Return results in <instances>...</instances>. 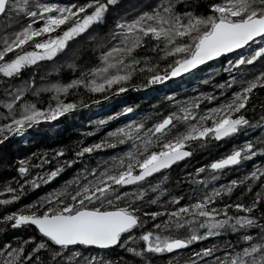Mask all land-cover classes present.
<instances>
[{"label":"snow or ice","instance_id":"obj_1","mask_svg":"<svg viewBox=\"0 0 264 264\" xmlns=\"http://www.w3.org/2000/svg\"><path fill=\"white\" fill-rule=\"evenodd\" d=\"M85 52L96 56L91 66L78 62ZM45 61L79 74L42 86ZM201 66L210 69L205 83L228 74L215 84L220 92L169 95L174 108L159 119L125 106L97 126L136 118L98 141L19 159L0 185V233L31 234L0 239V264H264V0H0V144L88 107L81 89L106 100ZM43 92L51 93L46 106ZM73 93L79 98L67 99ZM256 129L174 181L187 182L190 194L170 191V171L187 166L195 148ZM108 149L116 151L100 156ZM76 165L34 200L8 207ZM237 168L241 175L219 183ZM230 233L235 240L224 239ZM209 238L217 242L190 248Z\"/></svg>","mask_w":264,"mask_h":264},{"label":"trees","instance_id":"obj_2","mask_svg":"<svg viewBox=\"0 0 264 264\" xmlns=\"http://www.w3.org/2000/svg\"><path fill=\"white\" fill-rule=\"evenodd\" d=\"M127 1L128 0H123L124 3H126ZM113 22H114V18L110 16L107 24L101 26V28H100L101 34L106 33L112 27ZM228 58L230 59L231 56ZM223 61H224V66H227L226 59H224ZM78 62L82 65L91 66L92 64H94L96 62V56L94 53L85 52V54L80 58V60ZM214 66L217 68L220 67L219 64H215ZM51 68H52L51 62L45 61L42 63L41 68H40V73L37 76V84H40L43 86L47 83L48 80H51V81L59 80L61 82H67L79 74L78 71L73 72L66 65H64V67H62L59 72L52 71ZM209 71H210V69L206 67L203 71L199 72L198 74H194L193 76L191 75L190 77H188L184 81L167 85L170 87V89L166 90L164 92V94L160 95L159 97H158V94L156 93V91H153L151 93L144 94V95H140V94L135 93V92H131L129 94H126L125 96L119 98L117 102H114L117 105L115 106V108L113 110H111V112H108V113L110 115H112L114 112L121 111V109L125 106H132L135 109L136 115L143 116V115L151 114L154 119H159L161 116L167 114L169 111H172L174 108V106L171 105L167 99V97L169 95L175 94L176 99L180 100V99H184L187 97L197 96L200 92H206V93H214V92L218 93V92H220L221 91L220 89L215 88V84L218 82H223V80L227 78L228 74L221 71L212 80L205 83L204 80L207 78V73ZM25 75L27 76V75H29V73H26ZM39 76H45L46 79L44 81H41ZM135 82L137 84L140 83L139 80H137ZM182 84L186 85V87H181ZM140 88L143 89V87H140ZM156 95H157V98L153 99ZM80 96H83L85 99V103L89 104V105L93 104V103H90V100H98V102L103 100L96 94L85 93L82 89L80 91ZM30 98L31 99H37V97H34V96L30 97ZM78 98L79 97L75 93H73L72 95H69L67 97V99H69V100L78 99ZM50 99H51V93H48V92L41 93V96L39 97V100L45 106H46V103ZM220 99H223V97H220ZM205 103H207V101H205ZM103 106L104 105L92 106L88 112H84V113L79 114V116H81V118L83 117L82 120L84 121V123H82L80 121H77L76 123H72L75 125H78V124L80 125L79 126L80 128L77 131L78 134L75 136H71V134H73L75 131L68 123L72 118H70L66 122H62L61 124H58V126H59L58 131H60V132L64 131L65 133L64 134L62 133L64 136L62 135L61 137L58 138L59 140H57L56 145H54L55 148L59 147V145H61V146L63 145V146L70 148V144L72 146V141H77V142L83 141L84 144H90V143L96 142L100 138H102L107 131L114 129L115 127L122 125L123 123H126L128 117L136 118V115L129 113V114H127V116H121L118 119H114L112 121H109L107 124H105L103 126H97L96 121L103 119L107 116H110V115L106 116V115H104L105 112L101 113V111H99L100 108H102ZM0 111H4V109L0 108ZM249 115L251 116L252 114L249 113ZM90 121L92 123H90ZM94 129H95L94 135H85L86 132H91ZM33 138L36 140H39V141H43L40 143L42 145L41 147L52 146V144L55 143V142H53L52 144L49 143V141H52V139L49 137L47 139V136H46L44 131L40 135H34ZM21 141H18V143H17L18 146H20V149L22 151H24V152L19 151V153H18L21 156V158L26 157V156H30L34 152L38 153V152L43 151V150L33 151V150H31V148L29 146H27V143H26L27 140H23L24 142L23 141L21 142ZM8 149H10V148H8ZM230 149H231V147H228V148L224 149L223 152L226 153ZM4 151H6V150H4ZM4 151L0 150V185H2L5 180H10V178L13 175H16L15 168H13V167H16L17 164H13V161L10 158L5 156L6 153H4ZM115 151H116V149H108L105 152H101L100 156H105L106 154H110V153H113ZM20 152H22V153H20ZM204 155H207L205 148H195L194 152H193V157L190 158V162L187 164V166H185V168H187V167L197 168V167H200L201 165L208 163V162H205V160L203 159ZM250 162L251 161H248L247 165ZM252 164L250 163L247 167L251 168ZM76 167H78V165L73 166V168H71V169H68L63 174V176L60 177L61 180L63 181V179L68 178L73 173V171L75 170ZM182 169H183L182 167H180V168L174 167V170L170 171V173H169L170 182L168 184V187H169L170 191H172V192H174L176 190L180 191L182 189L181 184L174 183V181L177 178L183 179L185 177V173H183ZM227 175H229V174H227ZM185 183H187V182H185ZM47 189H48V185L43 186L42 188L37 189V190L28 191L24 196H22V205L24 203H27L29 201L34 200L38 195L42 194ZM190 193H191V190L186 189L185 194H190ZM5 195H7V194H5ZM0 198H4V197L0 196ZM161 199L162 200L166 199V196L162 197ZM18 206L19 205L14 204V205H10L8 207L15 209ZM151 207L153 209L156 208L155 205H153ZM3 211H4L3 207H0V215L3 214ZM0 227H3V225H0ZM13 231L17 235L23 236L25 238L29 234H31L30 230L25 229V228H20V229H16V230L7 231L5 233H0V239H4L5 237L11 238ZM210 243H212V242H210ZM119 254H120V256L127 255L130 258V254H125L123 251H120ZM113 255H115V253ZM159 264H164V261L160 260Z\"/></svg>","mask_w":264,"mask_h":264},{"label":"bare ground","instance_id":"obj_3","mask_svg":"<svg viewBox=\"0 0 264 264\" xmlns=\"http://www.w3.org/2000/svg\"><path fill=\"white\" fill-rule=\"evenodd\" d=\"M135 2H136V0H128L125 4H131V3H135ZM230 56L231 55H229L228 57H230ZM222 59L224 60V58H222ZM201 68L204 70L206 67L205 66H201ZM199 72H201V71H194L191 74H185V75H183L181 77L171 79V80H169L167 82H164V83H161V84L150 85L149 87L143 88V89L140 88V87H137L139 91H134V90L130 91L129 89H135V88H129L128 89L129 91L127 93L123 94V95H120V96L116 97L117 94H115V95L111 96L109 99H106V100L103 99V100L99 101L98 103H93L92 105H89L88 107L80 108V109L77 110V112L75 114L66 116L63 119L59 120V121H56V122L52 121V122H49V123H46V124H42L40 127L36 128L34 130H29V133L25 137L10 138L9 140H7L4 143L0 144V150H3V151L6 150V151H4V153H6L5 156L10 158L13 161V164H17L18 160L21 159V156L18 153H19V151H22V150L20 149V146H18V144H17L18 141H21V140L22 141L23 140H27V142H26L27 146H29L31 148V150H33V151H41V150H43V151H48L49 154H51V150L58 148V147L55 148V146H54L57 143L56 141L59 140L58 138L61 137L65 133L64 131H61V132L58 131V129H59L58 124H61L62 122H66L70 118H72L68 123L75 131L73 134H71V136H75V135L78 134L77 131L79 130V128H80L79 126L80 125L79 124L75 125V124H72V123H76L77 121H80V122L84 123V121L82 120L83 117L81 118V116H79V114L84 113V112H88L91 109L92 106H96V105L102 106V105H104L102 108H100L99 111H101V113L105 112L104 115L107 116V115H110L108 112H111V110H113L115 108V106L117 105L114 102H117L119 98L125 96L126 94H129L131 92H135V93H138L140 95H144V94H148V93H151L153 91H156V93L158 94V97H159L160 95H163L166 90L170 89V87L167 86V85L174 84V83H179L181 81H184L188 77H190L191 75L193 76L194 74H198ZM181 87H186V85L182 84ZM156 98H157V95L153 99H156ZM43 131L45 132V134L47 136V139H48V137L52 139V141L48 140L49 143L52 144L53 142H55L54 144H52V146L41 147L42 145L40 143L43 142V141H39V140H36V139L33 138L34 135H40ZM259 134H260V130L256 129L254 132H250L247 135V137L241 136L237 140H235V141H233L231 143H226V142H223V141L214 142L213 144L205 147L207 155H204L203 159L205 160V162H210L214 158H219L220 156L225 154V152H223L224 149H226L228 147H233L234 144H236V143H242L245 138H251V137H253L255 135H259ZM76 143H77V141H72V146L70 144V148L71 149L74 148ZM60 146L61 145H59V147ZM8 148H10V149H8ZM22 152H24V151H22ZM22 152H20V153H22ZM256 162L259 163L258 160ZM250 163L252 164L253 161H251ZM250 163H248V165ZM13 168H15V167H13ZM182 168H183L182 169L183 173L191 172L194 169V167L193 168L192 167L185 168V166H182ZM242 172H243V169H240V168H237L236 171H234V172L233 171L226 172L225 175L220 178L219 183H224L227 180L235 178L236 176L241 175ZM227 174H229V175H227ZM61 182H62L61 178L58 177L52 184L48 185V188L54 187L56 184H59ZM181 185H182L181 186L182 189L180 191L176 190L174 192H179L181 194H185L186 193V189L191 190L189 188V186H188V183H183ZM181 203H183V202H181ZM17 205H22V198L18 202ZM224 239L235 240L236 239V234L235 233H230L226 237H224ZM210 242L215 243V242H217V240H216V238H209V239L204 240V241H198V242L193 243L190 246V248L192 250H198L200 247L210 246L212 244ZM120 251H123V250H118V252H120ZM186 254L190 255V252L186 253ZM217 254H219V253H217Z\"/></svg>","mask_w":264,"mask_h":264},{"label":"water","instance_id":"obj_4","mask_svg":"<svg viewBox=\"0 0 264 264\" xmlns=\"http://www.w3.org/2000/svg\"><path fill=\"white\" fill-rule=\"evenodd\" d=\"M229 55H231V54H229ZM229 55H228V56H229ZM221 59H222V58H221ZM210 63H212V62H210ZM183 75H185V74H183ZM183 75H181V76H183ZM181 76H180V77H181ZM175 78H178V77H175ZM172 79H174V78H172ZM170 80H171V79H170ZM166 82H167V81H166ZM129 90H130V91H131V90L139 91L138 88H135V89H129ZM129 90H127V91L124 92V93L117 94L116 97H118V96H120V95H123V94L127 93ZM63 118H64V117H60V118H58V120H56V121H59V120H61V119H63ZM56 121H53V122H56Z\"/></svg>","mask_w":264,"mask_h":264}]
</instances>
